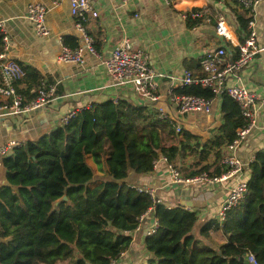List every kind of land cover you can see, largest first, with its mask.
<instances>
[{"label":"trees","instance_id":"1","mask_svg":"<svg viewBox=\"0 0 264 264\" xmlns=\"http://www.w3.org/2000/svg\"><path fill=\"white\" fill-rule=\"evenodd\" d=\"M187 18L189 26L203 19ZM250 20L237 16L243 33L240 43L248 35ZM24 69L18 92L30 102L39 88L49 84L34 69ZM175 92L214 99L209 89L199 86ZM220 101L224 124L202 150L187 134L172 142L170 121L121 100L77 111L67 125L13 148L1 161L6 183L0 187V264H112L129 249L132 239L128 233L136 230L149 210L154 212L158 229L145 239L152 255L147 264H248L241 261L248 253L257 264H264V151L249 164L246 198L227 212L223 222L209 221L197 234L194 212L168 209L126 182L131 171L151 173L160 157L180 173L177 161L195 158L184 167L191 173H181L186 178L209 173L201 162L213 150L220 161L222 149L245 125L231 98L223 95ZM88 156L98 169L107 167V180L93 188L89 187L94 172L86 162ZM224 171L209 174L219 176ZM214 232H220L225 241L210 244Z\"/></svg>","mask_w":264,"mask_h":264},{"label":"crops","instance_id":"2","mask_svg":"<svg viewBox=\"0 0 264 264\" xmlns=\"http://www.w3.org/2000/svg\"><path fill=\"white\" fill-rule=\"evenodd\" d=\"M89 1L97 16L87 18L84 25L97 54L84 53L83 63L71 64L58 61L63 44L80 45L81 34L75 26V19L70 15L69 0H0V20L5 22L8 31V53L11 58L25 68L34 69L44 83L55 87V96L44 109L19 115L0 111V146L9 142H35L60 126L62 117L71 111L121 100L146 107L150 115H160L162 112L163 117L173 125L172 142L181 141L187 134L194 139L192 143L200 144L199 150H202L219 134L224 124L220 99H212L207 112L180 114L168 99L167 92L181 88L180 80L184 71L200 75V61L207 52L223 47L233 51L232 57L237 55V49L215 32V17L218 14L225 18L237 42L243 37L237 16L251 17L257 45L259 48L264 47V0H249L252 2L250 8H246L240 0ZM32 3L43 4L48 10L44 18L48 30L46 36L37 35L34 25L27 18V7ZM191 9L209 10L210 22L203 18L199 24L189 26L188 18L184 16ZM246 30L249 32L248 25ZM124 39L134 49L143 51L148 57L149 66L160 75L156 78L160 96L157 102L142 99L130 86L114 85L109 76L104 62ZM228 84L241 85L264 99V51L255 54L239 77L229 80ZM18 88L22 86L18 85ZM175 127L181 129L180 134H176ZM216 151H210L200 164L208 166L210 174L223 169L220 161L214 157ZM262 151L264 104H258L252 131L232 152L243 164L240 173L212 184L176 183L171 177L169 165L160 157L151 173L138 175L131 171L126 182L135 188L152 190L157 203L168 209L180 208L194 212L198 219L194 230L197 234L199 228L209 221H217L230 189L240 181H249V164ZM223 153L224 148L222 157ZM194 161L195 158L187 157L183 162L177 161L176 166L183 176L188 175L191 169L184 167L192 165ZM86 162L94 172L90 188L107 180L106 165L102 170L98 169L89 156ZM5 183V174L0 168V187ZM154 219L153 210H149L138 228L128 233L132 239L129 249L112 264H147L151 260L152 255L146 250L145 239ZM210 235L212 243L208 244L217 245L225 241L220 232Z\"/></svg>","mask_w":264,"mask_h":264},{"label":"built area","instance_id":"3","mask_svg":"<svg viewBox=\"0 0 264 264\" xmlns=\"http://www.w3.org/2000/svg\"><path fill=\"white\" fill-rule=\"evenodd\" d=\"M246 7L250 8L252 2L240 0ZM70 15L75 19V26L81 34L80 45L74 49L62 45L58 61L61 63L80 64L83 63L84 53L96 55V50L91 37L85 29V22L89 17H96L89 0H69ZM47 8L40 3H32L27 7V18L34 25L37 35L46 36L48 30L44 24ZM210 12L207 9L187 11L184 17L192 20L204 18L210 22ZM253 22L248 23V35L242 43L237 42L236 36L230 30L225 18L218 14L215 17V32L219 37L224 38L230 45L237 49V55L232 57V50L219 47L214 51L207 52L200 61L201 74H194L191 71H184L180 87L199 86L209 89L215 99H220L225 95L231 98L240 111L245 125L237 131V138L229 145L224 147V155L220 160L221 166L225 171L219 176H211L209 173L202 172L191 177H183L179 171L169 165L171 177L176 183L184 184H212L223 182L232 175L238 174L243 168V164L237 160L232 152L237 148L252 131L255 125L256 110L258 104H264L262 99L255 91H251L241 85H229L228 81L237 79L239 73L246 67L255 54L264 51V47L259 48L256 42V35L252 30ZM233 47V48H234ZM9 51V37L5 22L0 20V111L8 114L19 115L35 110L44 109L55 96V87L48 85L36 91V98L30 102H25L22 94L18 92V83L25 77L24 67L15 59L11 58ZM104 65L116 86H130L134 93L149 102H157L160 98L157 92L156 78L160 76L149 66L147 55L138 49H134L131 43L124 39L105 60ZM168 99L176 107L180 114L187 112H207L211 101H206L195 96L182 95L174 91L167 92ZM261 101V102H260ZM114 103H117L114 101ZM76 111H71L62 117L61 126H65L74 117ZM160 118H164L160 112ZM165 119V118H164ZM176 134L181 133L179 127H175ZM22 144L9 142L0 146V168L1 161L7 157L13 148ZM248 182L240 181L229 191L224 200L217 221L223 222L226 214L240 201L248 195ZM140 193L149 195L154 202V193L149 189L136 188ZM144 216L139 219V224ZM138 224V226H139ZM138 228V227H137ZM158 229V222L154 219L151 229L147 231V237L153 236ZM248 264H257L255 256L248 253L245 256Z\"/></svg>","mask_w":264,"mask_h":264},{"label":"water","instance_id":"4","mask_svg":"<svg viewBox=\"0 0 264 264\" xmlns=\"http://www.w3.org/2000/svg\"><path fill=\"white\" fill-rule=\"evenodd\" d=\"M65 199H66V197H63V200H65ZM241 261H242V262H245V259H242Z\"/></svg>","mask_w":264,"mask_h":264},{"label":"rangeland","instance_id":"5","mask_svg":"<svg viewBox=\"0 0 264 264\" xmlns=\"http://www.w3.org/2000/svg\"><path fill=\"white\" fill-rule=\"evenodd\" d=\"M65 264V263H64Z\"/></svg>","mask_w":264,"mask_h":264}]
</instances>
